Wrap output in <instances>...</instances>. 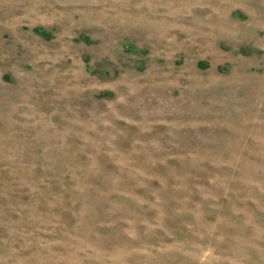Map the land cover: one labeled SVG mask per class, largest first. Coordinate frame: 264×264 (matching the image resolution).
<instances>
[{
	"label": "rangeland",
	"instance_id": "rangeland-1",
	"mask_svg": "<svg viewBox=\"0 0 264 264\" xmlns=\"http://www.w3.org/2000/svg\"><path fill=\"white\" fill-rule=\"evenodd\" d=\"M0 264H264V0H0Z\"/></svg>",
	"mask_w": 264,
	"mask_h": 264
}]
</instances>
